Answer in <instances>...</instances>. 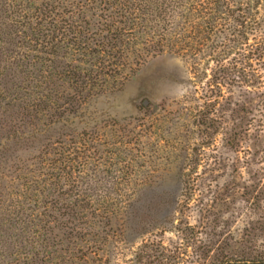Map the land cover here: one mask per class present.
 <instances>
[{"label": "rangeland", "instance_id": "374dc122", "mask_svg": "<svg viewBox=\"0 0 264 264\" xmlns=\"http://www.w3.org/2000/svg\"><path fill=\"white\" fill-rule=\"evenodd\" d=\"M126 1L34 0L48 31L20 19L1 47L0 211L107 195L79 223L61 202L46 264H264V0L159 22L127 21Z\"/></svg>", "mask_w": 264, "mask_h": 264}, {"label": "trees", "instance_id": "16d2710c", "mask_svg": "<svg viewBox=\"0 0 264 264\" xmlns=\"http://www.w3.org/2000/svg\"><path fill=\"white\" fill-rule=\"evenodd\" d=\"M34 0H20L18 3L17 0H0V58L4 54V49L1 47L8 46L11 48V53L14 54V49L12 47H16V43L11 42V37L14 35L16 36L17 33L21 31L18 27L21 24V27H25L28 25L29 29L31 30L32 35L35 32V36L45 34L48 29H44L42 23L36 21V28L32 27L30 21L37 20L41 16V12L43 9H47L45 5L40 4V8L37 7L36 3L33 2ZM111 6L119 7L127 5L126 0H111ZM134 5L133 9L129 11V8L125 9L124 13L128 15L127 21H157L159 22L160 18L163 20L166 16L169 19L176 18L175 16L180 14L183 18L185 14H193L197 18L201 16L206 17H214L220 13V19H223L224 16L227 15L229 18L230 13V0H129ZM263 2V0H260ZM93 2V3H92ZM108 2V1H107ZM8 8H6V5ZM29 3V4H28ZM84 4H94V0H84ZM246 7L248 6L247 1H245ZM107 4V3H106ZM80 8L81 1L79 2ZM77 7V8H78ZM251 8V11L248 12L249 18L254 20V23H257V17L260 14L257 10H255L254 6H248ZM220 8V11H219ZM252 8L255 12H252ZM48 12V11H47ZM158 12V13H156ZM228 14H226V13ZM186 15V16H187ZM146 18V19H145ZM20 19H25L23 24ZM34 19V20H32ZM40 19V18H39ZM10 23V25L8 24ZM234 27L228 28V31L232 30ZM236 30V29H234ZM233 30V31H234ZM23 33V32H22ZM30 37L26 34L25 37ZM33 38V37H32ZM35 40L36 45H42L43 43H38L37 39ZM264 40V39H263ZM19 44V43H18ZM5 48V47H4ZM20 50H24L25 48L19 47ZM25 51V50H24ZM8 51H6L7 53ZM56 51H54L53 55H56ZM17 55H19L17 53ZM20 56V55H19ZM21 57V56H20ZM25 58H28L27 56ZM33 61V60H31ZM43 59H38L37 62L33 64H38L42 62ZM23 63L26 66V63L18 60L16 62V67H20V63ZM26 69V68H25ZM24 69V71H25ZM28 69V67H27ZM47 183V182H46ZM52 184V183H50ZM54 187L56 186L53 185ZM88 187V186H87ZM45 189V186L42 190ZM91 190V187H88ZM58 192V197L54 196V192L45 191L39 193L40 196L43 197L42 202H38L36 198L31 199L30 197L26 196L24 193L21 195L19 194V198L23 197L25 200L23 202H16L15 205L12 203V208L8 206L9 210L1 213L0 218V264H20L23 261V264H46L47 260L56 259L57 252L53 249L59 247V245L54 244L52 241L51 243L48 241V233L49 230L46 228L48 224L51 222H58L60 218L67 219L69 217L74 222H80L84 218V213L77 211L76 209H86L85 206L82 207L80 203H86L85 205L89 206L90 209H107V195H100V196H93L87 195L82 196L83 192L86 191H65V192ZM38 195V196H39ZM51 198V199H50ZM49 200V201H48ZM99 200V201H97ZM65 201L68 202L72 208L65 207V211L59 214L60 218L57 220L52 217V214L58 212L62 208L61 202ZM88 201H92L93 204L88 205ZM12 202V201H11ZM40 205V206H38ZM44 210L43 213L38 214V209ZM64 208V207H63ZM62 208V209H63ZM26 209H29L32 213L28 214L29 218H25L23 211L25 212ZM68 209V210H67ZM36 214V215H33ZM41 217L48 218V222L45 220H41ZM28 219V220H27ZM38 222V223H37ZM67 224V225H66ZM72 222L62 223L61 229L71 230L70 237H68V242H71L75 239V236H71V233L74 232V229L69 227L72 225ZM40 225V227H39ZM77 235V234H76ZM78 238H81L80 236ZM30 257V259H29Z\"/></svg>", "mask_w": 264, "mask_h": 264}]
</instances>
